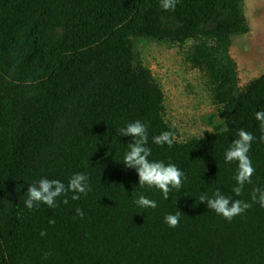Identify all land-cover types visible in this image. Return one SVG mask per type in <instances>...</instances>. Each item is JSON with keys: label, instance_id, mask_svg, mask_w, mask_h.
<instances>
[{"label": "trees", "instance_id": "trees-1", "mask_svg": "<svg viewBox=\"0 0 264 264\" xmlns=\"http://www.w3.org/2000/svg\"><path fill=\"white\" fill-rule=\"evenodd\" d=\"M57 28L62 37L47 51ZM251 30L245 0H177L174 11L161 0H0V264H264V207L251 201L264 189L255 118L264 72L241 88L231 54L233 38ZM152 43H190L186 59L207 75L224 127L177 139L142 60L140 46ZM137 120L147 125L149 160L185 174L167 200L123 164L132 137L119 130ZM239 129L255 137V172L237 197L238 162L225 153ZM164 131L175 135L171 148L152 142ZM78 173L88 177L87 196L25 206L29 185L46 177L67 186ZM217 190L252 207L228 222L200 203ZM141 195L157 207H139ZM177 212L179 226L169 228L165 217Z\"/></svg>", "mask_w": 264, "mask_h": 264}, {"label": "clouds", "instance_id": "clouds-1", "mask_svg": "<svg viewBox=\"0 0 264 264\" xmlns=\"http://www.w3.org/2000/svg\"><path fill=\"white\" fill-rule=\"evenodd\" d=\"M177 0H161V7L164 11L175 10ZM255 118L259 122V128L264 133V111L255 113ZM120 135L122 137H132V142L128 144L129 151L124 156L123 164L128 169H135L139 176V186L143 188L155 187L160 190L165 200L169 199V194L173 190L179 192L182 188V178L185 174L179 170L174 164H167L163 162L150 161L151 148L148 147V129L147 125L139 120L129 123L126 127L121 128ZM175 135L172 131H164L160 135L152 138V142L163 147L167 145L172 147L175 141ZM255 137L244 129L237 131V138L234 139L231 146L225 153V162H238V172L235 177L237 186L233 188V192L239 197L246 184L252 183V177L255 169L248 156L251 149V144ZM260 141L264 142V135L260 136ZM88 177L83 173L73 175L67 186L59 179H48L42 177L38 183L31 184L27 190V200L25 206L32 210L38 207L41 203L47 205L49 208L57 207V198L64 196V204L68 203L67 195L69 192L73 193L71 199L73 201L79 200L81 195L87 196L91 191L88 183ZM200 203H205L207 208L214 211L217 215L222 216L228 222H231L236 216L241 215L247 209L252 207V203H258L264 207V189L254 188L251 194L252 203L242 200H233L225 196L217 190L213 196L209 197L207 193H202L199 197ZM135 203L141 208L155 209L157 203L154 200L146 198L144 195L139 196ZM76 213L83 218L84 212L77 208ZM180 213L175 215L169 214L165 217V223L169 228H176L179 226ZM54 224L55 221H49ZM41 236H46V232L42 231ZM51 253H45L44 258L47 259Z\"/></svg>", "mask_w": 264, "mask_h": 264}, {"label": "rangeland", "instance_id": "rangeland-1", "mask_svg": "<svg viewBox=\"0 0 264 264\" xmlns=\"http://www.w3.org/2000/svg\"><path fill=\"white\" fill-rule=\"evenodd\" d=\"M62 34L63 28L51 34L47 51L54 48ZM233 42L231 54L238 62L239 86L243 88L264 72V31L257 33L253 28L235 36ZM189 46L190 43L183 47L163 43L140 46L143 63L164 92L165 118L175 127L179 141L206 136L225 126L221 105L213 100L207 75L186 59ZM42 57L39 52L34 61L38 63Z\"/></svg>", "mask_w": 264, "mask_h": 264}, {"label": "bare ground", "instance_id": "bare-ground-1", "mask_svg": "<svg viewBox=\"0 0 264 264\" xmlns=\"http://www.w3.org/2000/svg\"><path fill=\"white\" fill-rule=\"evenodd\" d=\"M246 10L257 33L264 31V0H246Z\"/></svg>", "mask_w": 264, "mask_h": 264}, {"label": "crops", "instance_id": "crops-1", "mask_svg": "<svg viewBox=\"0 0 264 264\" xmlns=\"http://www.w3.org/2000/svg\"><path fill=\"white\" fill-rule=\"evenodd\" d=\"M245 10H246V0H245ZM246 15H247V17H248V13H247V10H246ZM248 19H249V17H248ZM250 21V20H249ZM251 24V23H250ZM251 26H252V24H251ZM252 30H253V28H252ZM251 30V31H252Z\"/></svg>", "mask_w": 264, "mask_h": 264}]
</instances>
